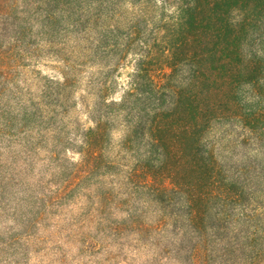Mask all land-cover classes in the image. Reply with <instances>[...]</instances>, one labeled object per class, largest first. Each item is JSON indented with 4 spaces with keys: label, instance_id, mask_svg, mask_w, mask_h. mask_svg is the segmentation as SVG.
I'll return each mask as SVG.
<instances>
[{
    "label": "trees",
    "instance_id": "trees-1",
    "mask_svg": "<svg viewBox=\"0 0 264 264\" xmlns=\"http://www.w3.org/2000/svg\"><path fill=\"white\" fill-rule=\"evenodd\" d=\"M7 220L9 264H264V0H0Z\"/></svg>",
    "mask_w": 264,
    "mask_h": 264
},
{
    "label": "rangeland",
    "instance_id": "rangeland-1",
    "mask_svg": "<svg viewBox=\"0 0 264 264\" xmlns=\"http://www.w3.org/2000/svg\"><path fill=\"white\" fill-rule=\"evenodd\" d=\"M43 72H44V74L55 75L57 73V70L52 69V67L50 66V67H44ZM83 121H86V117H83ZM119 138H120V135H116V139L119 140ZM116 152H117V150H116ZM121 181L123 182V178ZM149 209H150V211H153L152 207H149ZM123 214L124 213H120V215H123ZM13 224H14V222L11 220L1 221L0 222V231H3L2 227L13 226ZM71 250L73 251L72 254H74V255H75V253L77 254L76 246H73V248ZM48 252L49 253L47 256L42 255V253L39 255L37 253L29 255L30 258L26 264H47L48 258L52 257V255H51L52 251H48ZM6 254H1L0 258H2V260H0V264H9V262L13 259L12 256H8ZM133 254H134V256L137 257V261L140 262L141 264L145 263L148 260V258H150L152 256V253L147 254L146 250H144V251L140 250L139 252H133ZM6 256H8V257H6ZM75 256H76L75 259H73V260L69 259L65 264H82V262L84 260H86L85 257H83L82 260H80L81 259L80 256L79 257L77 255H75ZM104 259L105 258L98 257V259H96L97 263H94V264H100V263L101 264H103V263L112 264V263H114V260H110L108 262V261H105ZM4 260H6V261H4ZM115 260L117 261V259H115ZM119 264H123V263L120 262Z\"/></svg>",
    "mask_w": 264,
    "mask_h": 264
}]
</instances>
